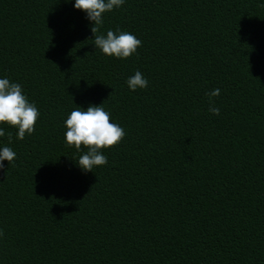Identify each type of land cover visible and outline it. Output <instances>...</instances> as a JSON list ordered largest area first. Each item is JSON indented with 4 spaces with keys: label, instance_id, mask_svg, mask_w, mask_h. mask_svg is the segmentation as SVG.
I'll list each match as a JSON object with an SVG mask.
<instances>
[{
    "label": "trees",
    "instance_id": "trees-1",
    "mask_svg": "<svg viewBox=\"0 0 264 264\" xmlns=\"http://www.w3.org/2000/svg\"><path fill=\"white\" fill-rule=\"evenodd\" d=\"M91 26L75 0H0V78L40 113L23 140L0 125V264H264V0H125L100 33L135 35L128 59ZM103 103L125 136L85 172L65 120Z\"/></svg>",
    "mask_w": 264,
    "mask_h": 264
},
{
    "label": "clouds",
    "instance_id": "clouds-1",
    "mask_svg": "<svg viewBox=\"0 0 264 264\" xmlns=\"http://www.w3.org/2000/svg\"><path fill=\"white\" fill-rule=\"evenodd\" d=\"M124 3L125 0H75V9L87 13V19L92 22L93 26L90 30L95 37L93 40L95 48L106 56L118 59L130 58L142 45L135 35L119 29L115 32L108 30L106 35L100 33L105 14L121 7ZM148 83L140 71H136L134 76L127 80V85L132 91L145 89ZM113 94L114 92L110 97ZM207 95L209 112L219 116L220 109L214 105L212 98L220 95V89H214ZM104 103L100 106L91 105L87 110L77 106L65 120L66 144L77 151L86 149L76 161L85 172H93L94 167L106 165L108 161L103 152L118 146L125 136L124 129L111 121L110 113L103 106ZM39 117L37 106L29 101L21 85L11 82L8 78H0V125L18 129L17 138L23 140L26 135L35 132ZM3 136L5 132L0 128V137ZM8 137L11 143V133ZM15 159L16 153L10 147L0 149V171L4 169V161L12 165ZM2 235L0 231V236Z\"/></svg>",
    "mask_w": 264,
    "mask_h": 264
}]
</instances>
